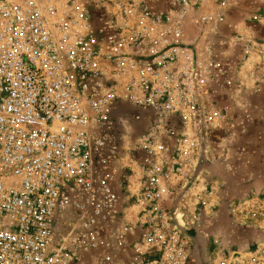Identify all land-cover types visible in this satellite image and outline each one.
I'll return each mask as SVG.
<instances>
[{
  "label": "built area",
  "instance_id": "1",
  "mask_svg": "<svg viewBox=\"0 0 264 264\" xmlns=\"http://www.w3.org/2000/svg\"><path fill=\"white\" fill-rule=\"evenodd\" d=\"M157 1L0 0V264H196L170 219L197 146L194 45L213 146L227 124L215 92L264 86V36L226 24L248 0ZM131 106L153 114L137 169L119 166L115 112ZM203 176L181 207L191 229L224 187ZM249 202L264 224V199ZM211 244L207 264H264V240Z\"/></svg>",
  "mask_w": 264,
  "mask_h": 264
},
{
  "label": "crops",
  "instance_id": "2",
  "mask_svg": "<svg viewBox=\"0 0 264 264\" xmlns=\"http://www.w3.org/2000/svg\"><path fill=\"white\" fill-rule=\"evenodd\" d=\"M214 99L219 105L226 107L227 124L216 138L213 144L214 147L212 146L213 152L209 155L214 163V169L217 170L205 173L203 180H201L203 183L210 180L214 183L224 184V187L218 190L219 205L213 211H210L209 215L212 221H215L216 218L218 219L219 213L226 212L229 214L230 219L234 220L232 223L238 222L232 232L234 240H253L258 239L259 236L264 237V234H259L256 230L257 226L253 223H251L252 228L250 230H247L248 227L242 229L239 224V222L242 224L241 221L247 220L245 215L246 204L251 203L249 201L264 199V86H261V90L257 94L251 93L248 89H243L241 97L229 89L217 90ZM133 108L137 109L138 114L140 113L137 107ZM141 109H143V113H146L145 110L150 111L145 108ZM123 112V108H119L116 110L115 116L119 118L122 114L124 115ZM152 116L151 112V118ZM151 118L148 123V118L144 120L146 123L143 129L138 131L136 135L134 134V139L142 135L144 130H148ZM172 120L175 122L176 127H180L178 117L174 116ZM132 121L134 120L132 119ZM118 134V146H120L123 141L120 124ZM164 140L171 143L173 138L167 135ZM139 156L140 162L142 159L141 152ZM226 165H229L230 169H227ZM139 167H141V164ZM135 171L138 173L137 170ZM216 226V223L212 226L209 225L203 232L211 235L212 239H219L220 234ZM207 248L208 256L212 244H209Z\"/></svg>",
  "mask_w": 264,
  "mask_h": 264
},
{
  "label": "rangeland",
  "instance_id": "3",
  "mask_svg": "<svg viewBox=\"0 0 264 264\" xmlns=\"http://www.w3.org/2000/svg\"><path fill=\"white\" fill-rule=\"evenodd\" d=\"M164 0H158L156 2V5L158 6H163L164 5ZM260 5L264 7V0H248L247 4L242 8L240 11H235L230 14V16L227 19L226 24L228 25L229 28H235V29H242V30H247L250 32H256L260 36H264V28L261 24L258 26L255 24V22L252 19V10L257 6ZM199 10H195L194 15H199ZM198 32V28L196 25H193L192 27V36H195ZM138 108V107H137ZM123 113L122 116L119 117V124L121 126V133L123 134V141L121 142L119 148H120V159H119V166L120 168H123L124 166H130L134 168H139V165L141 164L140 156H139V151L137 150V147L135 146V139H134V134L138 133V131H141L143 129L144 125L146 122H144L145 119H147V123L149 119L151 118V112L146 111V113H143V109L138 108V112L141 119L140 123L141 124H136V122L131 121L132 118L129 116L130 112L137 113V109L133 107H123ZM122 119V120H120ZM131 119V120H128ZM122 121V122H121ZM131 121V122H129ZM144 122V123H143ZM135 123V124H134ZM143 123V124H142ZM120 176H124L126 173L122 169L118 170ZM118 193L121 196L122 200L124 201V206L129 204L131 200V195L129 194V190H127L125 184L121 186L118 189ZM220 214V215H219ZM218 214V219L216 218L215 221L212 219L210 220V225L216 223L217 226L216 228L219 230L220 238L219 239H226V240H233L234 236L232 235L234 226L238 222H233L234 220L230 219L229 214L226 212H221ZM213 218V217H212ZM200 219V220H199ZM192 220V219H191ZM242 224L239 222L240 227L242 229L250 230L252 228L251 222L250 221H241ZM245 224H244V223ZM67 223V221H66ZM68 223H72L71 220H68ZM192 223V231L196 233V236H192L194 240V245H191V254L192 257L199 260L201 264H203V260L205 257V250L211 244V235L205 234L203 230L208 227L207 223H205L201 218L194 219L191 221ZM244 224V225H243ZM259 227V228H258ZM256 227V230L259 232L260 235L264 234V224L258 225ZM62 230V229H61ZM259 240H264V237L258 238ZM196 262V261H195Z\"/></svg>",
  "mask_w": 264,
  "mask_h": 264
},
{
  "label": "water",
  "instance_id": "4",
  "mask_svg": "<svg viewBox=\"0 0 264 264\" xmlns=\"http://www.w3.org/2000/svg\"><path fill=\"white\" fill-rule=\"evenodd\" d=\"M193 69H192V83L194 90V97L197 103V113H198V133H197V146L194 158V165L189 178L181 184V186L176 190L172 201L173 210L171 214V221L176 229L190 242L194 245V240L191 235V227L186 224L184 219V212L181 210L183 201L187 195L192 191L194 186L197 184L198 180L208 172H213L214 163L211 161L209 155L213 152V147L209 142V132H208V122L206 118V106L205 100L203 98V93L201 92L198 78H197V49L194 45L193 49ZM129 116L138 124L139 114L130 112ZM131 120V119H128ZM132 121V120H131ZM130 121V122H131ZM135 124V123H134ZM196 264H201L199 260L195 258Z\"/></svg>",
  "mask_w": 264,
  "mask_h": 264
},
{
  "label": "flooded vegetation",
  "instance_id": "5",
  "mask_svg": "<svg viewBox=\"0 0 264 264\" xmlns=\"http://www.w3.org/2000/svg\"><path fill=\"white\" fill-rule=\"evenodd\" d=\"M139 122H140V119H139ZM191 235L192 236H196V233L191 231ZM207 250H208V248H206V250H205V257H204V260H203V264H207L208 263Z\"/></svg>",
  "mask_w": 264,
  "mask_h": 264
}]
</instances>
